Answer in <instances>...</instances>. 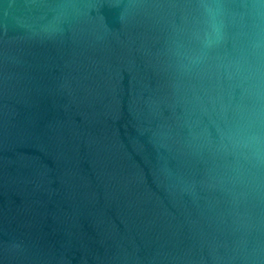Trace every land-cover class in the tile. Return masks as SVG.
<instances>
[{"label":"water","instance_id":"1","mask_svg":"<svg viewBox=\"0 0 264 264\" xmlns=\"http://www.w3.org/2000/svg\"><path fill=\"white\" fill-rule=\"evenodd\" d=\"M0 264H264V0H0Z\"/></svg>","mask_w":264,"mask_h":264}]
</instances>
